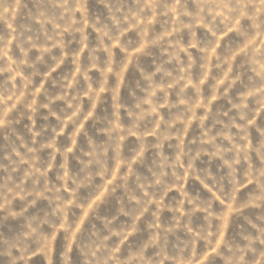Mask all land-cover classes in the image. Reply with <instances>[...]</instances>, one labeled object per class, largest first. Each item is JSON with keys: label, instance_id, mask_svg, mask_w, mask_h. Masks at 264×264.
Here are the masks:
<instances>
[{"label": "rangeland", "instance_id": "374dc122", "mask_svg": "<svg viewBox=\"0 0 264 264\" xmlns=\"http://www.w3.org/2000/svg\"><path fill=\"white\" fill-rule=\"evenodd\" d=\"M0 264H264V0H0Z\"/></svg>", "mask_w": 264, "mask_h": 264}]
</instances>
